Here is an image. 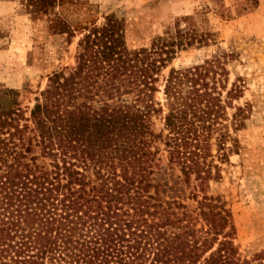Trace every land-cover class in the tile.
<instances>
[{"label":"trees","instance_id":"trees-1","mask_svg":"<svg viewBox=\"0 0 264 264\" xmlns=\"http://www.w3.org/2000/svg\"><path fill=\"white\" fill-rule=\"evenodd\" d=\"M2 1L81 37L30 108L0 87V264H245L230 204L193 185L221 178L213 150L228 160L222 61L173 70L160 103L158 75L193 37L130 48L113 14L97 25L66 20L67 0Z\"/></svg>","mask_w":264,"mask_h":264},{"label":"rangeland","instance_id":"rangeland-1","mask_svg":"<svg viewBox=\"0 0 264 264\" xmlns=\"http://www.w3.org/2000/svg\"><path fill=\"white\" fill-rule=\"evenodd\" d=\"M70 1L77 6H68ZM68 21L104 22L115 15L125 25L130 48L160 47L167 31L193 37L192 45L177 51L158 75L156 94L173 70L219 59L224 68L221 124L228 160L213 150L221 168L218 181H194L198 191L222 195L230 204L237 230L236 243L245 264L264 259V0H67ZM16 1L0 2V87L19 92L23 108H30L46 87L48 76L74 66L77 32L51 34L45 21H32ZM55 11H60L55 9ZM58 23L61 19L53 16ZM58 18V19H57ZM186 36V37H185ZM236 85V99L226 90ZM164 114H154V130L161 131ZM159 161L165 164V156Z\"/></svg>","mask_w":264,"mask_h":264}]
</instances>
